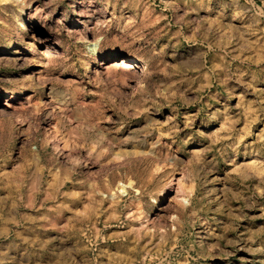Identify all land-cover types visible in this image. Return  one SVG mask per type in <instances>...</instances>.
Masks as SVG:
<instances>
[{
  "label": "rangeland",
  "instance_id": "1",
  "mask_svg": "<svg viewBox=\"0 0 264 264\" xmlns=\"http://www.w3.org/2000/svg\"><path fill=\"white\" fill-rule=\"evenodd\" d=\"M0 264H264V0H0Z\"/></svg>",
  "mask_w": 264,
  "mask_h": 264
},
{
  "label": "bare ground",
  "instance_id": "2",
  "mask_svg": "<svg viewBox=\"0 0 264 264\" xmlns=\"http://www.w3.org/2000/svg\"><path fill=\"white\" fill-rule=\"evenodd\" d=\"M93 64H94V61L90 62L86 69L87 70L91 69ZM116 65H117V67H123V68L129 69V70L133 69V66L131 64H129V63H126L125 61H122V62H120L119 64H116ZM54 147H56L57 149H59L61 151L63 150L62 148H59L58 145L55 144V143H54Z\"/></svg>",
  "mask_w": 264,
  "mask_h": 264
}]
</instances>
